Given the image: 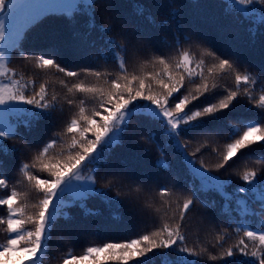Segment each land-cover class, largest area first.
I'll return each mask as SVG.
<instances>
[{"label":"snow or ice","instance_id":"6c2138e0","mask_svg":"<svg viewBox=\"0 0 264 264\" xmlns=\"http://www.w3.org/2000/svg\"><path fill=\"white\" fill-rule=\"evenodd\" d=\"M172 3L167 0L163 6ZM180 7L185 10L183 16ZM180 7L172 8L169 16L175 23L169 25L167 19L157 24L149 10L137 4L136 16L147 23L137 24L135 31L129 32L119 30L116 21H130L111 0H0V77L7 78L6 82L0 81V189H8L13 178L9 174L12 160L26 158L34 150L32 162H21L17 167L23 173L18 183L36 193L31 210L14 203L19 195L15 186L6 198L0 199V206L7 210L6 217L0 216V226L8 233L6 243L0 245V264H41L57 225L73 219V208L95 215L87 202L96 198L117 212L124 208L121 193L111 195L122 184L137 185V193L151 191L155 186L158 195L167 198L163 205H170L171 197H176L175 209L171 214L165 211L157 220L139 205V196L129 193L125 197L129 205L151 222L152 230L122 243L89 246L83 255L66 257L63 264L89 259L93 264H198L206 254L213 261L240 255L247 259L235 264H264V168L246 169L239 177L242 183L235 186L230 178L219 174L246 150L264 147V0H219L215 5L190 0ZM213 7L222 9V13L210 11ZM191 8L196 10L194 15L188 11ZM80 19L86 21L83 30L77 27ZM106 19L113 22L106 24ZM62 21L74 29L70 53L57 44L41 47L39 52L27 51L48 25ZM162 28L170 32L163 43L176 50L179 59L172 63L161 53L152 61L161 66L159 71L126 74L120 54L126 55L130 46L137 51L155 50L154 33ZM241 28L249 41H238ZM192 48L200 50L199 59L190 54ZM93 49L105 61L119 60L125 74L112 79L107 88L76 83L68 89V93L83 94L94 102L87 114L84 99L68 95L61 102L55 94L49 96L44 83L37 86L24 77L16 79L17 72L9 67L17 56H38L41 68H55L67 77L91 75L99 80L103 74L89 66L94 59ZM65 55L77 57L82 66L76 71L63 66ZM246 64L256 75L248 68L241 72V66ZM229 75L233 85L222 87L219 81ZM186 82L192 87H187ZM241 99L250 106L246 111ZM77 101L79 111L63 119V105H77ZM237 124L242 127L237 128ZM53 128L59 131L45 140ZM64 136L70 142L56 153L55 146ZM221 137L222 146L218 142ZM194 140L201 147L189 151ZM41 143L43 147H39ZM131 143L156 146L160 155L152 169L138 167L132 159L122 156L121 150ZM165 148L179 157L180 170L174 171L165 159ZM144 151L149 152V148ZM205 151L217 156L212 168L202 158ZM154 169L172 174L171 187L159 184ZM98 179L106 181L103 187L97 186ZM74 188L83 190L73 191ZM183 191L189 195L183 196L181 202ZM209 193L222 198L221 214L228 227L235 225V231L243 233L238 243L227 248L218 242L223 249L218 255L188 242L186 217L196 202L206 210L216 207V201L207 199ZM113 219L120 220L121 216L113 213ZM101 253L110 255L101 261Z\"/></svg>","mask_w":264,"mask_h":264},{"label":"trees","instance_id":"16d2710c","mask_svg":"<svg viewBox=\"0 0 264 264\" xmlns=\"http://www.w3.org/2000/svg\"><path fill=\"white\" fill-rule=\"evenodd\" d=\"M111 2L117 5L119 11L123 15L127 16L130 21L129 23H126L123 20L116 21V23L120 26L119 30L133 32L135 31V26L137 24L142 25L147 23L143 17L136 16L135 5L139 4L145 6L155 17L157 24H159L162 20L167 19L169 21V25H172L175 23L169 16L172 8L189 4L190 0H173L172 5L169 7L163 6L167 3V0H111ZM204 2L215 5L219 2V0H204ZM180 11L181 16H183L185 10L180 7ZM188 11L193 15L196 12L195 8H191ZM210 11L220 15L223 10L213 7ZM111 15L115 16V13L113 12ZM110 22L113 21H108L107 19L105 20L106 24ZM85 23L86 21L84 19H80L77 27L83 30L82 26ZM175 26L177 28H181V25L179 24H176ZM73 31L74 29L67 21L50 24L41 32L35 44L28 46L27 51L39 52L41 47L48 46L50 44H57L62 47L65 53H70L72 51L71 46L73 42ZM112 35H115V33ZM154 35L157 41L155 50L141 49L140 51H137L135 48L130 46L126 55L123 53L120 54L125 60V67L127 70L126 74L145 75L153 71H159L161 66L154 64L152 61L156 55L161 53L168 56L172 63H175L179 59L177 51L167 47V45L163 43V39L170 35L168 29H159L154 33ZM237 39L239 42L243 43L244 41H249L250 37L246 31L241 28ZM257 39H260V37H257ZM117 42H121L118 36ZM185 47L187 46L185 45ZM189 51L191 55L199 59L200 50L192 48L189 49ZM92 55L94 59L90 62L89 66L103 74L99 80L91 75L87 78L67 77L64 73L59 72L55 68H41L37 64L38 56H17L12 60L9 67H12L17 72V79L24 77L25 79L34 81L37 86L40 83H44L48 88L49 96L55 94L61 102H63L65 97L68 95L79 96L80 99H84V107L87 114V112L94 107V102L90 101L88 97L83 94H70L68 93V89L76 83H82L86 86L107 88L112 79L125 74L120 70L119 60L109 59L108 61H105L104 59L98 57L95 49L92 50ZM61 63L63 66L74 71L78 70L79 67L82 66L79 63V59L72 55H65L61 60ZM206 63H210V61L206 59ZM244 68H248L253 75H256V71L250 65L246 64L241 66V72L244 71ZM219 82L222 87H231L233 85V78L229 75ZM186 86L189 88L192 87L191 85H188L187 82ZM260 87L261 82L258 80L256 88L259 89ZM240 104L244 106L243 110L245 111L250 107L246 100L243 99L240 100ZM63 107V119H70L74 113L79 111L78 101L77 105L68 106L64 104ZM252 111L256 112L257 110L252 109ZM256 119H259V116H257ZM233 123L235 124V121H233ZM244 123H247V121H244ZM236 127L241 128L242 125L237 124ZM58 131L59 128L50 129L44 139L46 140ZM225 136H227V133H225ZM69 142L70 141L67 136L61 137L55 146V152L59 153L61 146L66 149ZM218 142L222 146L224 143V137L219 138ZM9 143L17 144L18 141H10ZM39 147H43V143H41ZM200 147L201 143L198 140H194L191 143L189 151H194ZM144 148H149V152L146 153ZM121 152L122 156L132 159L138 167L149 169H152L154 161L160 155L156 146L148 143L126 144ZM164 152L166 153L165 159L171 162L173 170H180L181 165L179 163V157L169 148H165ZM34 154L33 150L26 154V158L17 157L12 160L13 168L9 174L13 178L9 180L8 189H0V199L6 198V196L10 194L11 188L15 186L19 195L14 203L21 204V206L27 205L28 210H31V205L36 202V193L33 192L26 184L18 183L20 178L23 176V173L17 166L20 165L21 162L31 163L32 156ZM202 158L205 163L212 168L216 162L217 156L214 153L205 151ZM229 163L230 167H228L227 170H221L219 174L225 179L230 178L233 181V186H235L242 183L239 177L246 169L255 168L260 170L264 168V147L254 146L251 151L246 150L242 156L238 157L234 161H230ZM153 171L158 177L159 184L171 187V184H169V179L172 175L171 173L163 172L159 169H154ZM105 183L106 181H99L98 179L97 186L103 187ZM181 183H183L182 179ZM136 187L137 185L129 187L122 184L112 191L111 195L115 196L116 192L119 191L121 193V198L124 199V208L120 209L118 212L114 208H109L99 198L91 199L87 202L88 209H90L93 213H96L95 215H85L82 209L78 207L73 208L70 212L73 219L67 223H59L56 231L52 234L50 249L44 257H41L42 264H63V260L66 257L83 255L86 248L89 246H102L103 243L108 242L122 243L135 239L139 235L145 234L147 231H151V222L145 221L140 215H137L136 208L129 205L128 199L125 198L129 193L133 197L139 196V205L155 216L157 220L163 217L165 211H168L169 214H171V211L175 209V196L171 197L172 203L170 205H163L164 199L167 198L160 197L158 195V188L154 186L151 191L145 189L137 193ZM74 190L78 191L83 189L74 188ZM174 191L180 190L174 189ZM186 195H189V193L183 191L181 202L183 196ZM207 199L210 201H216V207L206 210L203 208L202 204L197 201L194 209L186 217V223L188 226V242L190 245L195 242L199 248L208 249L211 255H218L223 252V249L219 247V243L224 244V248H227L230 245L238 243L243 233H237L235 231V225L228 227L226 217L221 214L223 200L220 196L215 193H209ZM157 209H160V211L157 212ZM113 213L120 215L121 219H113ZM201 213H204L203 217L201 216ZM0 216H7V210L3 206H0ZM209 220L211 222H207ZM254 226L255 224L253 223V227ZM225 228H227V231H222V229ZM7 236L8 233L6 232L5 227L0 226V245L6 243ZM220 236H223L224 239L219 240ZM214 244L217 245L215 249L212 247ZM107 255H110V253H101L99 255V259L103 261L104 257ZM245 259L247 258L237 255L235 257H225L222 260L213 261L206 254L204 255L202 261L198 262V264H225V261H229L230 264H235L236 261ZM75 264H93V262L89 259L76 261ZM109 264H119V262L110 261ZM129 264H133V262H129Z\"/></svg>","mask_w":264,"mask_h":264},{"label":"rangeland","instance_id":"374dc122","mask_svg":"<svg viewBox=\"0 0 264 264\" xmlns=\"http://www.w3.org/2000/svg\"><path fill=\"white\" fill-rule=\"evenodd\" d=\"M6 77H0V81H5L6 82ZM17 79V78H16ZM86 174H91V173H86ZM91 186H84V188H89L90 189ZM73 191H75L74 189H72ZM42 264V262H41Z\"/></svg>","mask_w":264,"mask_h":264}]
</instances>
